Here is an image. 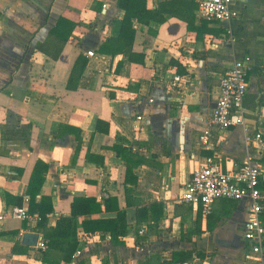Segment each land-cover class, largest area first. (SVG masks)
Instances as JSON below:
<instances>
[{
	"label": "crops",
	"instance_id": "1",
	"mask_svg": "<svg viewBox=\"0 0 264 264\" xmlns=\"http://www.w3.org/2000/svg\"><path fill=\"white\" fill-rule=\"evenodd\" d=\"M147 1L151 10L164 3L166 21L133 22V51L145 57L134 63L99 52L120 33L125 13L118 0H0V216L14 206L29 211L30 180L42 161L49 171L37 203L52 200L49 227L72 215L75 196L101 204L104 195L117 197L129 221L124 245L118 246L110 233L87 234L82 225L116 213L102 206V213L80 217L81 255L61 264H255L244 239L249 200H219L204 216L179 196L207 157L217 156L225 171L251 160L264 179V0H237V19L206 27L197 17L199 0ZM60 18L76 24L66 42L69 28L61 36L51 34ZM81 55L87 69L71 91L67 83ZM246 56L253 71L245 124L214 133L213 149L203 150L199 138L221 77ZM76 129L82 132L78 153ZM115 144L146 161L134 170L138 183L129 187V197L126 167L110 149ZM88 153L96 156L92 163ZM153 204L160 205L155 213ZM143 207L147 220L138 222ZM32 216L26 227L13 218L0 222V232H19L0 237V264H49L44 251L22 244L26 233L45 240L38 214Z\"/></svg>",
	"mask_w": 264,
	"mask_h": 264
},
{
	"label": "trees",
	"instance_id": "2",
	"mask_svg": "<svg viewBox=\"0 0 264 264\" xmlns=\"http://www.w3.org/2000/svg\"><path fill=\"white\" fill-rule=\"evenodd\" d=\"M172 2V1H171ZM164 3L159 4L157 8L151 10L148 8L147 0H118V7L124 11V19L122 21L121 30L117 37L109 38L100 48L99 52L104 55H111L113 57L117 55L126 56L131 62L144 63V55L136 54L133 51L134 43L136 40L137 31L133 28V22L137 21L141 24L149 26L151 23H165ZM189 28L195 30L192 21L188 22ZM204 27L207 26L205 22ZM65 28H69L67 35L64 37L65 42L68 41L76 28V24L68 21L65 18H60L56 26L53 28L51 34L61 36V31ZM139 59H138V58ZM88 60L85 56L81 55L77 59L69 77L67 83V89L76 91L79 88L80 80L87 69ZM82 132L76 129V136L79 142L77 149H81V137ZM117 157H119L125 167V191L129 197V187L137 185L138 177L135 175L134 170L146 161L134 153L131 148L125 147L120 144H115L110 147ZM77 156V155H76ZM87 160L92 163L96 158L95 155L88 153L86 155ZM102 160V158H100ZM103 163V161L101 162ZM49 171V165L38 161L33 171L30 180V207L29 214L39 216L38 232L43 234L44 239L48 242L47 249L43 252V261L49 264H61L62 262L69 263L73 259V255L78 249L77 227L78 219L83 216H90L94 213H102L103 208L105 213H116L114 218H101L97 220H85L83 221V229L87 234L110 233L112 242L115 245H124V238L128 232V216L125 210H120L118 206L117 197L104 195L103 203H99L95 198H87L84 196H75L73 198L72 215L61 216L56 222L55 227H49L48 215L54 212L52 200L49 198H42L40 203H37L41 190L45 183V177ZM261 189L264 190V179H261ZM130 206V201H128ZM103 206V208H102ZM160 205L153 204L152 210L156 212L157 207ZM147 208H139L137 210L138 222L147 220ZM264 220V213L262 215ZM25 222H24V226ZM19 234L18 231L0 232V237L3 235H15ZM20 248H23L20 245ZM13 251H17L16 249ZM182 261V260H177Z\"/></svg>",
	"mask_w": 264,
	"mask_h": 264
},
{
	"label": "built area",
	"instance_id": "3",
	"mask_svg": "<svg viewBox=\"0 0 264 264\" xmlns=\"http://www.w3.org/2000/svg\"><path fill=\"white\" fill-rule=\"evenodd\" d=\"M237 0H199L197 17L207 23L231 22L239 17L234 8ZM94 57L93 52L87 54ZM253 71L249 56L236 60L220 80L219 96L207 121L206 130L200 135L203 150L213 149L211 137L232 127L245 124L244 102L248 91L249 75ZM180 77L175 81L179 82ZM137 121L142 122L141 116ZM256 139L261 143V135ZM261 170L247 160L233 171H225L217 156L207 157L194 171L190 181L185 184L179 200L200 209L204 216L212 213L214 204L219 200H249V219L244 225V239L251 246L255 264H264V190L261 189ZM7 218L32 222L35 216L29 214L27 207H11L0 216V222ZM143 235L144 231H140ZM47 241L39 240L37 248L43 252ZM81 255L77 251L74 257Z\"/></svg>",
	"mask_w": 264,
	"mask_h": 264
},
{
	"label": "water",
	"instance_id": "4",
	"mask_svg": "<svg viewBox=\"0 0 264 264\" xmlns=\"http://www.w3.org/2000/svg\"><path fill=\"white\" fill-rule=\"evenodd\" d=\"M39 240L40 236L38 234L26 233L22 236V244L32 248L37 247Z\"/></svg>",
	"mask_w": 264,
	"mask_h": 264
}]
</instances>
